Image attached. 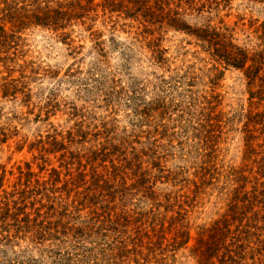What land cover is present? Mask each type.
I'll list each match as a JSON object with an SVG mask.
<instances>
[{
	"label": "rangeland",
	"instance_id": "rangeland-1",
	"mask_svg": "<svg viewBox=\"0 0 264 264\" xmlns=\"http://www.w3.org/2000/svg\"><path fill=\"white\" fill-rule=\"evenodd\" d=\"M133 1L109 13L94 0L95 21L66 30L71 41L28 26L4 47L0 211L8 203L30 223L15 233L6 219L0 264H197L201 229L243 199L230 231L254 229L238 264H264V67L251 77V62L227 66L184 31L128 18ZM184 3L191 29L225 33L249 58L264 52V0ZM35 221L55 238L37 243Z\"/></svg>",
	"mask_w": 264,
	"mask_h": 264
},
{
	"label": "trees",
	"instance_id": "trees-1",
	"mask_svg": "<svg viewBox=\"0 0 264 264\" xmlns=\"http://www.w3.org/2000/svg\"><path fill=\"white\" fill-rule=\"evenodd\" d=\"M184 0H178L176 10L166 9L169 6V0H159L154 7L148 5V0H134L131 2V7L125 9V16L128 18L142 17L150 24L155 21L159 24H165L168 28H172L175 31H184L188 35L192 36L198 42L206 45L207 50L212 53V56L217 57L225 65L231 66L237 69H243L247 62H251V66L248 67L249 75L252 77L255 73H258L264 67V52L256 55L253 58L248 57V53L233 46L231 38L227 37L224 33L211 28L205 27L200 29H191L185 25L182 21L183 13H180V5ZM94 0H73L69 3L53 2L50 0H2L0 3V55L4 52V47L11 46L13 40L17 39L14 36L25 30L28 26L41 27L47 29L53 33L61 32L62 40L65 42L70 40V33L73 32V27L77 26V23L84 26L86 22L92 23L96 18ZM115 0H104L105 5L109 9V13L116 12L117 3ZM185 5L192 9L194 6V0H185ZM117 6V7H116ZM167 10V11H166ZM200 10V9H199ZM166 11V12H165ZM93 14V15H92ZM6 25H9V29H6ZM70 30L67 34L65 31ZM86 31L90 32V35L95 40L100 39V34L96 31H92V26L88 25ZM99 57H105V53L101 43H96ZM6 53V52H5ZM154 59L157 62H161L164 52L156 50L154 52ZM9 58H0L1 62H6ZM25 194V191H22ZM250 200H238L235 205L229 209V214L222 216L216 221L210 229H201L198 234L196 246V258L197 264H238V262L244 259L243 254L246 249L245 243L247 242L248 230L254 229L252 226L237 225L234 227V231L231 232V224L242 223L245 219V213L243 209L245 205H248ZM12 209H15L13 207ZM23 209V208H22ZM16 212H10V209L5 204L4 212L0 211V229L5 230L9 225L4 222L9 218L13 222L11 227H15V233L22 231L24 228L29 227L28 215H25L22 219L18 217L23 214V210H16ZM247 221L250 220L246 218ZM6 225V226H3ZM34 228V237L37 243L46 240L47 238H55V235L50 233L46 228L39 227L40 224L32 225ZM36 228V229H35ZM246 230V231H245ZM230 238V245H226V237ZM178 238L181 239L178 242V247L186 245L188 242V232L184 231L179 233ZM9 236H2L0 233V243L10 241ZM216 259V260H215Z\"/></svg>",
	"mask_w": 264,
	"mask_h": 264
}]
</instances>
